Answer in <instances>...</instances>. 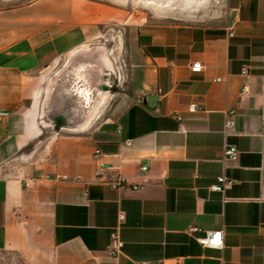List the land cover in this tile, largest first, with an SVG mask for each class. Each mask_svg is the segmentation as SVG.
Instances as JSON below:
<instances>
[{"label":"crops","instance_id":"obj_1","mask_svg":"<svg viewBox=\"0 0 264 264\" xmlns=\"http://www.w3.org/2000/svg\"><path fill=\"white\" fill-rule=\"evenodd\" d=\"M80 14L81 0L0 7V256L264 264V0H224L216 20L129 25L118 69L105 63L106 44L91 47L102 34ZM196 60L202 71H191ZM81 64L102 97L83 124L47 108L54 80ZM227 109L237 115L225 137ZM227 141L238 155L224 161ZM37 173L56 178L25 186ZM118 174L128 185L113 189ZM221 174L236 179L224 193L210 189ZM191 225L222 229V245L202 246ZM114 230L117 255L107 250Z\"/></svg>","mask_w":264,"mask_h":264},{"label":"rangeland","instance_id":"obj_2","mask_svg":"<svg viewBox=\"0 0 264 264\" xmlns=\"http://www.w3.org/2000/svg\"><path fill=\"white\" fill-rule=\"evenodd\" d=\"M19 1L25 0H0V7ZM154 1L157 4L148 3L146 0H81V25H92L97 33L102 34L101 37L90 41L91 47L94 46L92 43L106 44V54L118 69L120 63H123L125 53L121 42L125 40L129 25L155 22L160 16H169L171 20L187 17L197 22L200 21L201 16L206 15L207 20H216V15L224 8V0H207L205 4L192 3L188 7L185 6L186 0ZM105 36L108 40H104ZM81 55L86 59L89 58ZM0 264L21 263L17 258L0 256Z\"/></svg>","mask_w":264,"mask_h":264},{"label":"built area","instance_id":"obj_3","mask_svg":"<svg viewBox=\"0 0 264 264\" xmlns=\"http://www.w3.org/2000/svg\"><path fill=\"white\" fill-rule=\"evenodd\" d=\"M233 32L230 30L229 35H232ZM190 69L193 72H199L202 71L203 69V64L201 61L196 60L193 61L190 64ZM241 74L243 76H249V69L247 65H243L241 67ZM220 80V78H218ZM247 89V83L245 82L242 90H241V96H243L246 93ZM199 110V106L196 102H190L187 105V111L189 112H195ZM237 115L236 109H227L225 111V119H224V128H223V133L225 137H228L232 130L235 127V117ZM101 154V150L99 148H95L93 155L94 157H98ZM238 155V148L234 143L231 142H225L224 147H223V160H233L236 159ZM104 168H109V166H105ZM148 168V165L146 163H142L140 165L141 171L145 172ZM49 178H56V176H49L48 174L45 173H37L33 176H31L28 179H25L24 184L25 186H29L36 181L43 180V179H49ZM63 178H66L65 176ZM236 182V179L228 177L224 174L218 175L215 179V182H213L210 185V189L214 191H218L221 193H224L228 188H230L234 183ZM107 184L113 188V189H119L121 187L127 186V180L126 178L118 174L115 176L113 179L107 181ZM131 188L137 189L139 188L138 184H133L130 185ZM125 218V213L124 211H120L118 214V222L121 224ZM189 231L192 232H200L201 234L197 237L198 242L205 247H220L223 243V231L222 229H217V230H212V229H202L199 226H189L188 227ZM110 243L107 247V250L109 251L110 254L112 255H117L120 253V249L123 245L122 240L119 238L118 233L116 230L112 231L110 233ZM137 264H163L161 261H140ZM176 264H182L180 261H176Z\"/></svg>","mask_w":264,"mask_h":264},{"label":"bare ground","instance_id":"obj_4","mask_svg":"<svg viewBox=\"0 0 264 264\" xmlns=\"http://www.w3.org/2000/svg\"><path fill=\"white\" fill-rule=\"evenodd\" d=\"M146 1L148 3H156L154 0ZM205 1L207 0H186L185 6L188 7L192 3L201 4ZM104 60L107 66L113 67L106 55L104 56ZM82 67L81 64L76 68H67L64 73L59 75L58 79L54 80L49 89L47 108L53 112L62 111V113L64 112L67 115L69 120L79 119L83 124L93 114L92 112L96 104H99L98 102L101 101L102 97L100 95V97L96 96L97 93L93 90L92 85L83 77Z\"/></svg>","mask_w":264,"mask_h":264},{"label":"water","instance_id":"obj_5","mask_svg":"<svg viewBox=\"0 0 264 264\" xmlns=\"http://www.w3.org/2000/svg\"><path fill=\"white\" fill-rule=\"evenodd\" d=\"M149 99H151V98L149 97ZM79 121H81V120H79Z\"/></svg>","mask_w":264,"mask_h":264}]
</instances>
